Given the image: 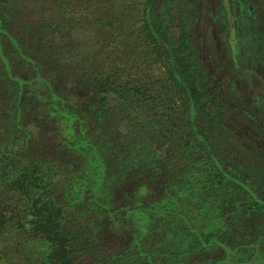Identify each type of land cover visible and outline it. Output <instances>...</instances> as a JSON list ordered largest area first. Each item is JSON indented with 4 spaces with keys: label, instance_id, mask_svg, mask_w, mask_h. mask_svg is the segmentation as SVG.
I'll list each match as a JSON object with an SVG mask.
<instances>
[{
    "label": "trees",
    "instance_id": "obj_1",
    "mask_svg": "<svg viewBox=\"0 0 264 264\" xmlns=\"http://www.w3.org/2000/svg\"><path fill=\"white\" fill-rule=\"evenodd\" d=\"M201 1L147 0L131 31L110 0H0V235L27 223L44 244L24 264H264V112L225 99L193 29ZM75 25L107 34L95 55L74 53ZM30 100L66 117L75 151H39ZM126 213L137 225L117 236Z\"/></svg>",
    "mask_w": 264,
    "mask_h": 264
},
{
    "label": "rangeland",
    "instance_id": "obj_2",
    "mask_svg": "<svg viewBox=\"0 0 264 264\" xmlns=\"http://www.w3.org/2000/svg\"><path fill=\"white\" fill-rule=\"evenodd\" d=\"M146 1L110 0V3H114L115 7H117L115 8L116 14L124 12L119 22L116 23L114 21V25L116 27H118L117 25H121L125 29L138 31ZM201 3L203 5L202 17L195 22L193 29L202 48V58L206 61L211 73L221 79L220 82L222 83L225 99H227L229 104H233V101L236 99L234 95H236L238 96L236 100L249 101L257 107L258 111L264 112V0H202ZM92 7L94 9L95 5H92ZM72 8L78 11L79 6L70 7L69 10H72ZM137 31L132 34V40L130 36L125 38L127 44L131 45L137 42ZM74 32L75 41L78 39L83 40L82 47L78 46L74 51L79 56L83 53L95 55L96 50H99L100 43H102L99 37H108L107 34L103 36L100 29L94 25H84L82 28L81 25H75ZM117 32L119 33V31ZM126 33L129 32L125 31L124 34ZM108 51L109 59H114L117 55V50L108 48ZM13 67L23 76L28 77L32 72L31 67H24L19 60L13 61ZM145 72L158 76L165 75L161 66L156 65L147 67ZM48 73L46 68H42L40 76H50ZM34 88V86L26 88L25 94L29 95L30 91L29 96L31 97L33 95H31V92L35 91ZM67 92H65L66 95ZM42 93H45V91ZM51 97L56 111H59V108L61 109L60 111L67 110L64 113H67L68 110H73V104L59 100L55 94ZM47 112V105L39 108L33 105L32 100H30L24 120L27 123L32 141L37 142V146L40 147L38 148L39 151H43V153L47 151H64L60 145L61 142L69 138L72 139V137H66L64 140L61 131L71 127V124L65 121L66 117L61 119L59 113L55 114L53 118L48 116ZM73 143L72 140H69L67 144L62 142L65 146H69V150L66 151H75L70 146ZM64 165V168L70 167L68 163ZM139 194L141 195L142 193L139 192ZM9 195H13V193ZM132 195L126 199L129 204H136V202L141 200L140 197L133 198ZM148 197L146 195L142 199ZM16 198L19 199L17 196L13 200ZM5 200L8 201L7 199ZM130 216L133 215L131 214ZM130 216L127 213L121 215L120 220L123 224L119 223L120 228L117 232L122 233L124 231V233L117 236H125L126 231L129 232V230L136 227L137 224L130 223ZM14 217H16L15 221H17L19 214H15ZM139 220L141 226H145L148 223L147 220L144 222L141 218ZM20 221L24 223L25 220L22 219ZM141 221L144 225H142ZM137 222L134 221L133 223ZM26 226L27 228L24 230H12L10 233L7 232L0 235V249L13 246L21 254L16 258H7L3 261V264H24L22 257L25 254L30 251L32 253L33 249L40 250L44 247L42 246L44 244L41 243L40 237L30 230V225L26 223ZM106 229L107 226L103 224L102 228L98 230H103L104 236L107 238L109 235ZM108 230L110 232L111 228Z\"/></svg>",
    "mask_w": 264,
    "mask_h": 264
}]
</instances>
